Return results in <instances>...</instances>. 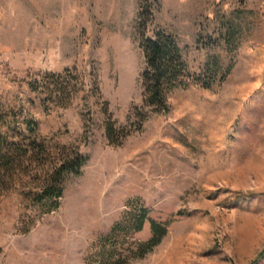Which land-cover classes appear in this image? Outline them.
Segmentation results:
<instances>
[{
  "label": "rangeland",
  "instance_id": "1",
  "mask_svg": "<svg viewBox=\"0 0 264 264\" xmlns=\"http://www.w3.org/2000/svg\"><path fill=\"white\" fill-rule=\"evenodd\" d=\"M159 30L212 81L167 112L141 87ZM51 74L76 87L64 107L30 89ZM0 114L86 160L49 214L36 178L0 188V264H264V0H0ZM151 221L167 228L153 247Z\"/></svg>",
  "mask_w": 264,
  "mask_h": 264
},
{
  "label": "trees",
  "instance_id": "2",
  "mask_svg": "<svg viewBox=\"0 0 264 264\" xmlns=\"http://www.w3.org/2000/svg\"><path fill=\"white\" fill-rule=\"evenodd\" d=\"M141 49L145 59V67L141 74L144 107L155 112H167L168 97L174 90L188 88L191 85H198L204 89L211 87L212 81L190 72L174 35L159 30L153 38L142 39ZM45 78L43 82L31 83L30 89L44 95L42 102L45 104L53 102L57 105L62 103V107L66 106L76 87L70 90L62 74H51ZM41 85H45L47 90L45 91ZM105 111L107 113L106 104ZM113 133L114 124L110 121L106 125V135L110 143H115ZM27 162H30V165L36 163L38 166L31 169L30 165H26ZM85 162V158L78 151L69 155H53L40 139L33 121L9 122L0 114V188L13 187L24 177L36 178L38 183L28 192V196L33 197V204L39 206L42 214H49L59 208L67 180L81 176ZM46 163L49 164L44 169ZM145 223L144 213L134 220L132 230L142 231ZM22 231L27 233L29 229ZM150 231L148 244L153 247L165 236L167 228L151 221ZM263 253L264 249L259 256Z\"/></svg>",
  "mask_w": 264,
  "mask_h": 264
}]
</instances>
